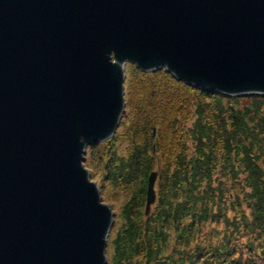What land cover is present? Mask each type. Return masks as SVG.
I'll return each instance as SVG.
<instances>
[{
	"label": "water",
	"instance_id": "1",
	"mask_svg": "<svg viewBox=\"0 0 264 264\" xmlns=\"http://www.w3.org/2000/svg\"><path fill=\"white\" fill-rule=\"evenodd\" d=\"M126 64L264 95V0H0V264H107L113 212L83 163L119 125Z\"/></svg>",
	"mask_w": 264,
	"mask_h": 264
},
{
	"label": "trees",
	"instance_id": "2",
	"mask_svg": "<svg viewBox=\"0 0 264 264\" xmlns=\"http://www.w3.org/2000/svg\"><path fill=\"white\" fill-rule=\"evenodd\" d=\"M121 127L124 156L113 148ZM117 130L101 160L105 180L127 197L112 264H264V95L226 96L132 66ZM157 157L159 191L145 216ZM215 218L224 219L218 239L192 245Z\"/></svg>",
	"mask_w": 264,
	"mask_h": 264
},
{
	"label": "rangeland",
	"instance_id": "3",
	"mask_svg": "<svg viewBox=\"0 0 264 264\" xmlns=\"http://www.w3.org/2000/svg\"><path fill=\"white\" fill-rule=\"evenodd\" d=\"M132 66L133 65H131V64L125 65V81L127 78H129L130 72L132 70ZM124 91H125V83H124ZM124 99H125V94H124ZM250 103H251V100H249V99H241V101L238 102L239 106L249 105ZM226 105L227 104L224 102L222 107L225 109ZM153 130H154V134H155V129H153ZM153 130H152V134H153ZM124 131L125 130L122 127L119 128L117 130V135H116V138L114 141V147L113 148H114V150L118 156H124L126 154V149L128 146V141L126 140L125 136L123 137V135H122ZM154 134L152 136H154ZM96 146H98V150L93 155H90L89 152L88 153L86 152L85 158L87 159V162H84L83 165H84V168L89 173L90 181L95 183L97 188L99 189L102 202L104 204H106L110 208V210L113 212V224H112V227L109 231V235L107 238V246H106L107 264H112V262H111V258L113 257L112 241L115 239V235H116L117 231L120 229V227H122V225L125 222L123 220V217H122V210H123V207H125V205L127 203V197L125 194H123L121 191H119L118 188L114 187L111 183H109L107 180H105V178H104V165H103V161H105V159H104V154H103V146H102V143H99ZM101 160H103V161H101ZM162 164H163L162 161H159V159L157 157L156 161H155V166L152 170V171L157 172V177H156V180L154 183L156 199H157V194L159 191V187H158L159 175H160ZM228 182L229 181L227 180L226 184ZM146 184H147V179H146ZM145 198H146V190H145ZM156 199H155V201H156ZM152 206L150 208V211L152 210ZM143 210H145V202H144ZM228 216L231 217L230 212L228 213ZM216 221H217L216 223H210L209 225L206 224L207 226H205L201 229L202 234H199L196 237V240H195V242H193L192 245H194V243L200 244L201 242H203L204 238L207 239V241H208V239H209V241H213V242L216 241V238L218 239V237H216V236L219 235L220 233L221 234L223 233L222 229L224 227V224H223L224 219L223 218L216 219ZM194 229H196V227ZM192 232H194V230ZM239 243L240 244L243 243V240L240 239ZM197 262H200V260Z\"/></svg>",
	"mask_w": 264,
	"mask_h": 264
}]
</instances>
